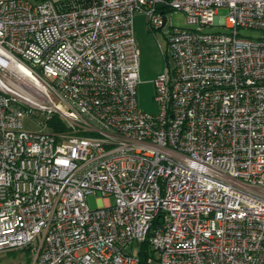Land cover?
<instances>
[{
	"label": "built area",
	"instance_id": "1",
	"mask_svg": "<svg viewBox=\"0 0 264 264\" xmlns=\"http://www.w3.org/2000/svg\"><path fill=\"white\" fill-rule=\"evenodd\" d=\"M168 12L188 26L144 112L134 18ZM263 36L264 0H0V253L139 264L148 242L157 264H264Z\"/></svg>",
	"mask_w": 264,
	"mask_h": 264
},
{
	"label": "rangeland",
	"instance_id": "2",
	"mask_svg": "<svg viewBox=\"0 0 264 264\" xmlns=\"http://www.w3.org/2000/svg\"><path fill=\"white\" fill-rule=\"evenodd\" d=\"M227 13L228 11L226 9L219 10L220 16L227 15ZM166 17L168 18L167 25L163 29L154 30L150 28L148 17L144 15L147 27L150 30V33L154 35L159 51L163 53V56L165 54V57H163L164 69L156 77H152V78L147 76V69L145 62L143 60V57L142 56L140 57V82L137 87V98H138L139 108L144 112L155 113L158 109L154 101V96H155L154 81L166 69L168 61L169 64L172 65L170 54H168V38L171 28L172 27L186 28L188 26L186 16L180 12L177 13L168 12L166 14ZM243 35L251 40H253L257 36L256 34L248 31H244ZM262 38L264 40V36ZM41 120L44 121L45 123V120H43V118H41ZM23 127L25 130L29 132H49L48 126L42 127L38 122L29 118L24 119ZM111 202H113V199H111ZM103 203L104 202L101 200V197L99 195L91 196L88 198V205L90 206L91 209H96L99 207L100 204ZM136 248L137 245L135 246V249ZM135 252H137V249ZM157 258L158 255H156V259ZM33 261H34V255L31 252V250L25 249L19 251L0 253V264H33ZM154 264H157L156 261H154Z\"/></svg>",
	"mask_w": 264,
	"mask_h": 264
},
{
	"label": "crops",
	"instance_id": "3",
	"mask_svg": "<svg viewBox=\"0 0 264 264\" xmlns=\"http://www.w3.org/2000/svg\"><path fill=\"white\" fill-rule=\"evenodd\" d=\"M31 3H39L43 0H27ZM56 5V3L64 2L67 0H49ZM134 34L141 51V56L146 65L147 76L156 77L164 69L165 54L159 51L158 45L154 35L150 33L147 27L143 14H137L134 18Z\"/></svg>",
	"mask_w": 264,
	"mask_h": 264
},
{
	"label": "trees",
	"instance_id": "4",
	"mask_svg": "<svg viewBox=\"0 0 264 264\" xmlns=\"http://www.w3.org/2000/svg\"><path fill=\"white\" fill-rule=\"evenodd\" d=\"M97 1L98 0H67L64 2L56 3V5H68V6L86 5V6H88V5H91ZM137 257L139 260V264H149V262H148L149 259L157 261V259L155 258V252H154V250H152L150 248V245L148 244V242H144V243L140 244ZM154 261L152 262V264H154Z\"/></svg>",
	"mask_w": 264,
	"mask_h": 264
},
{
	"label": "water",
	"instance_id": "5",
	"mask_svg": "<svg viewBox=\"0 0 264 264\" xmlns=\"http://www.w3.org/2000/svg\"><path fill=\"white\" fill-rule=\"evenodd\" d=\"M166 21H167V18L166 17H164V24H163V27L165 26V24H166ZM162 27V28H163Z\"/></svg>",
	"mask_w": 264,
	"mask_h": 264
}]
</instances>
